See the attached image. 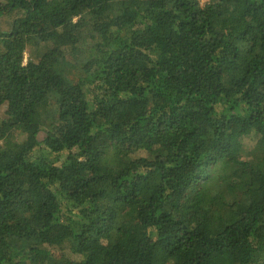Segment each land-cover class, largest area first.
Wrapping results in <instances>:
<instances>
[{"label": "trees", "instance_id": "trees-1", "mask_svg": "<svg viewBox=\"0 0 264 264\" xmlns=\"http://www.w3.org/2000/svg\"><path fill=\"white\" fill-rule=\"evenodd\" d=\"M14 11L0 264H264V0Z\"/></svg>", "mask_w": 264, "mask_h": 264}, {"label": "rangeland", "instance_id": "rangeland-1", "mask_svg": "<svg viewBox=\"0 0 264 264\" xmlns=\"http://www.w3.org/2000/svg\"><path fill=\"white\" fill-rule=\"evenodd\" d=\"M207 0H200L201 4H204ZM18 14V12H6L0 17V29L8 30L11 26L13 18ZM28 52L25 54V60L27 58Z\"/></svg>", "mask_w": 264, "mask_h": 264}]
</instances>
